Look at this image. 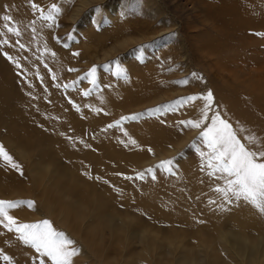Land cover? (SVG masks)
Wrapping results in <instances>:
<instances>
[{
    "label": "rangeland",
    "instance_id": "obj_1",
    "mask_svg": "<svg viewBox=\"0 0 264 264\" xmlns=\"http://www.w3.org/2000/svg\"><path fill=\"white\" fill-rule=\"evenodd\" d=\"M53 3L61 13L55 22L43 21L39 9L46 14ZM6 15L13 19L5 20ZM44 24L48 26L41 27ZM9 26L19 28L21 35L8 32ZM0 39L9 41L0 43V142L23 170L21 175L0 162V200L34 201L32 208L21 205L9 212L19 223L50 220L75 241L79 253L74 258L86 259V264H137L144 257L149 264L148 255H139L142 244H130L125 237L128 232L102 227L115 215L141 218L131 224L135 231L149 222L166 229V223L154 217L158 203L175 207L188 201L190 216L168 220L188 234L187 240L196 235L191 229L217 218L198 200L182 197L191 194L187 177L209 176L197 151H208L200 138L202 128L179 123L197 119L203 101L176 111L165 109V104L211 90L213 112L220 111L250 147L264 145V0H0ZM138 46L144 49L142 60L136 55ZM117 61L127 80L115 75ZM93 66L98 87L87 75ZM181 79L189 83H176ZM73 81L74 86H63ZM89 89L91 94L84 96ZM132 114L142 115L108 127ZM249 135L256 138L255 144L248 141ZM172 145L167 155L138 167L155 151ZM21 148L28 150L27 158L19 153ZM168 159L173 160L172 172L156 167ZM38 162L56 165L67 175L49 179L43 168L34 170ZM149 168L156 179L146 171ZM137 172H145V179ZM209 184L210 195H218L212 200L217 213L241 207L244 212L234 215L236 219L253 228L264 225L253 206L243 201L228 204L215 191L217 184ZM84 202L88 208L80 206ZM0 250V264H38L40 258L2 225ZM92 252L94 260L86 257ZM161 252L158 246L154 257ZM4 255L13 259L5 261ZM45 264H52L50 258Z\"/></svg>",
    "mask_w": 264,
    "mask_h": 264
},
{
    "label": "snow or ice",
    "instance_id": "obj_2",
    "mask_svg": "<svg viewBox=\"0 0 264 264\" xmlns=\"http://www.w3.org/2000/svg\"><path fill=\"white\" fill-rule=\"evenodd\" d=\"M33 7L39 8L35 4ZM39 11L43 21L55 22L56 14L61 13L62 9L53 3L51 4V10L46 14L43 9H39ZM4 19L11 21L13 17L6 15ZM32 23V32L36 33L35 22L33 21ZM45 26L48 25H41V27ZM7 31L15 33L16 36L21 35L19 28L9 26L7 27ZM0 43L7 44L9 41L7 39H0ZM17 43L21 49L25 47L19 41ZM44 51H49L46 45ZM4 55L14 64L22 67L20 62L7 52ZM55 55V52H52V56L54 57ZM75 55H79V53L77 52ZM136 55L141 60L144 58L143 47H137ZM104 67L110 68L108 64L104 65ZM68 71H77V69L70 68ZM87 75L91 78L92 85L98 87L97 66H93ZM115 75L121 76L125 80L129 78L119 61L115 65ZM193 75L195 76L196 74ZM52 78L54 80L57 78L55 72H53ZM75 83L73 81L71 84L63 86L68 88L74 86ZM176 83L186 85L189 81L181 79L176 81ZM90 94V89L83 92L84 96ZM197 100L203 101V106L198 109L199 117L194 120H181L179 123L192 128H202L200 138H202V142L206 145L208 151H202L200 148H197V151L204 158V162L209 169V176L223 181V186L217 184L215 191L220 193L228 204L243 201L253 206L261 214H264V145H261L259 148L250 147L249 144H246L242 140L238 135V131L222 116L220 111L213 112L214 96L211 90H208L206 93L180 97L171 103L165 104L163 107L170 111H176L180 106L192 104ZM76 107L79 110V105H76ZM89 107L91 106L89 105ZM94 110L97 112L102 111L99 108ZM150 111L154 113L156 110ZM210 113L212 114L210 115ZM140 115L142 114L123 116L115 124H110L108 127H115L121 121L129 119L137 120ZM125 135H128L127 132H125ZM247 139L253 144L256 142V138L252 135H249ZM81 142L83 143V141ZM130 142L134 145L137 143L135 139L131 138ZM148 150L149 152L152 151L151 148ZM0 162L19 171L23 175L22 165L10 154L2 142H0ZM172 164L173 160L168 159L160 161L156 167L172 172ZM146 171L152 174V179H156L154 169L149 168ZM85 174L87 175V173ZM136 176L140 180H143L145 179V172H137ZM96 179H100V177H96ZM127 179H132V177H127ZM116 190L120 191L119 189ZM210 203H215V201H210ZM34 204L35 202L32 200H0V225L9 232L18 234V239L23 244L30 245L40 254L38 264H45V260L48 258H50L52 264H73V258L79 253V249L75 247V241L69 238L63 231L54 228L50 220L44 219L33 223H19L16 217L9 212L10 209L18 208L21 205L32 208ZM3 259L11 261L13 258L9 255H4Z\"/></svg>",
    "mask_w": 264,
    "mask_h": 264
},
{
    "label": "bare ground",
    "instance_id": "obj_3",
    "mask_svg": "<svg viewBox=\"0 0 264 264\" xmlns=\"http://www.w3.org/2000/svg\"><path fill=\"white\" fill-rule=\"evenodd\" d=\"M172 148H174V145L163 150L156 148L161 151H155L150 159L144 160L143 164L138 165V167L140 168L141 166L154 163L153 161L157 160V157L167 155ZM21 149L19 153L27 158L29 153L28 150L25 148ZM33 166L36 172H39L43 168L46 173H48L49 179L54 178L55 180V178L67 175L65 172L59 171L56 165H43L38 162V164L33 163ZM72 175L74 176V173H72ZM209 180L214 184L223 183L222 180L208 175L201 176L192 174L187 177V181L190 183L191 194L187 197L185 194H182V197L185 199L188 198L189 200H198V202L207 208L208 212H211V216L217 215L213 223H209V221L208 223L201 222L200 225L191 229V232L196 234L191 240H187V233L178 232V226H172V223L168 221L169 219L170 221L173 219H182V217L187 216V214L190 216V212L193 211L189 208L188 201L187 204L179 203L175 207L169 206L166 202L158 203L159 209L154 217L161 223H166V229L165 227L163 228L162 225H157L156 227L154 226L156 224L149 222L145 227L135 231V227L130 228L131 224L135 226L141 218L133 216L123 217L122 215H115V218L102 225V227L104 226L113 231H116V229L120 231L121 229L123 231L122 233L128 232L125 237H127L129 243L130 240H132L134 243L137 241L142 244V253L139 255H148L149 264H162L163 262H166L165 264H264V231L262 232L259 231L260 229H256L258 231L254 232V229L257 227L264 230V225L257 224L253 228V226L249 225L247 222L236 219L234 215H242L244 212L241 207H239L236 212L224 209V213L221 211L217 213L218 210L215 208L217 204L210 203V201L217 199L218 195H210V190H208L211 187ZM199 184H202L206 189H201ZM151 204H155V202ZM173 204L174 203H172V205ZM88 205L89 204L86 202L80 204V206L84 208H88ZM92 210L93 212L90 216L94 217L96 215V205ZM62 214H65V212L63 211ZM260 217H264V214H260ZM188 221L192 223L190 218ZM105 228L103 229L105 230ZM84 245L87 247V244L84 243ZM158 246H160V251H162L159 258H157L158 256L154 257V252ZM92 253L93 254H89L86 257L94 260V252ZM136 261L137 264H144L146 263V258H140L139 261ZM86 263V259L80 257L73 258V264Z\"/></svg>",
    "mask_w": 264,
    "mask_h": 264
}]
</instances>
